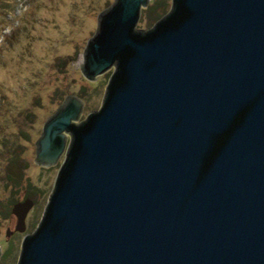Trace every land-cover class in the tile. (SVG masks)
Instances as JSON below:
<instances>
[{
    "label": "water",
    "instance_id": "95a60500",
    "mask_svg": "<svg viewBox=\"0 0 264 264\" xmlns=\"http://www.w3.org/2000/svg\"><path fill=\"white\" fill-rule=\"evenodd\" d=\"M150 1L98 15L100 109L78 123L69 95L43 123L35 163L64 160L17 264H264V0H171L138 31Z\"/></svg>",
    "mask_w": 264,
    "mask_h": 264
},
{
    "label": "rangeland",
    "instance_id": "374dc122",
    "mask_svg": "<svg viewBox=\"0 0 264 264\" xmlns=\"http://www.w3.org/2000/svg\"><path fill=\"white\" fill-rule=\"evenodd\" d=\"M113 1L0 0V264H17L22 239L41 220L64 160L45 168L35 163L43 123L69 95L84 102L78 123L101 107L114 69L90 82L80 68L98 15ZM170 7L171 0H151L136 30L152 28ZM26 199L33 208L25 231L7 238L16 225L11 209Z\"/></svg>",
    "mask_w": 264,
    "mask_h": 264
},
{
    "label": "trees",
    "instance_id": "16d2710c",
    "mask_svg": "<svg viewBox=\"0 0 264 264\" xmlns=\"http://www.w3.org/2000/svg\"><path fill=\"white\" fill-rule=\"evenodd\" d=\"M163 6H164V5H163ZM12 160H14V161H13L14 163L16 162V159H12ZM21 176H22V175L19 176L20 179H21ZM11 178H12V177H9L10 180H11ZM20 179H18V182H19ZM13 180H14V182H15V179H13ZM15 183H16V182H15ZM7 244H8V243H7ZM10 247H12V246H10Z\"/></svg>",
    "mask_w": 264,
    "mask_h": 264
}]
</instances>
